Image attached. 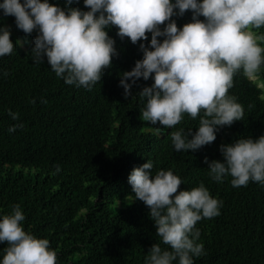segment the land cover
<instances>
[{"label": "trees", "instance_id": "1", "mask_svg": "<svg viewBox=\"0 0 264 264\" xmlns=\"http://www.w3.org/2000/svg\"><path fill=\"white\" fill-rule=\"evenodd\" d=\"M50 2L87 10L83 0ZM191 18L190 10L173 17L180 27ZM6 19L17 28L15 17L0 9V27ZM253 30L264 36V26ZM108 33L118 54L91 89L66 84L47 57L36 63L35 36L0 57V215L20 204L25 230L50 241L56 264H144L153 243L167 247L150 209L133 199L128 183L130 171L149 159L153 172L171 169L181 178L178 191L203 183L222 201L220 215L196 224L205 252L194 264H264V185L233 187L230 176L215 182L205 161L223 159L222 143L264 134V64L256 73L263 87L242 73L233 78L229 95L241 105L243 119L220 127L212 143L177 152L171 132H194L199 117L185 114L173 128L143 121L145 101L137 92L153 81L141 78L128 97L119 83L122 72L143 58L140 42L122 40L115 26ZM258 43L264 47V41ZM12 125L22 127L9 132ZM6 246L0 242V251Z\"/></svg>", "mask_w": 264, "mask_h": 264}, {"label": "clouds", "instance_id": "2", "mask_svg": "<svg viewBox=\"0 0 264 264\" xmlns=\"http://www.w3.org/2000/svg\"><path fill=\"white\" fill-rule=\"evenodd\" d=\"M71 3L67 0L68 5ZM83 3L87 10L61 7L50 0H0V9L4 16H14L17 28L24 33L37 32L31 49L36 63L47 57L51 69L66 84L85 89L101 81L104 70L111 67L112 58L118 54L108 29L115 26L122 40L127 37L133 44L140 42L143 58L137 59L131 70L122 72L119 83L128 97L141 78L153 81L137 92L145 101L140 118L151 125L173 128L185 114L192 119L199 117L194 132L192 128L171 132L177 152L210 144L220 127L243 119V109L229 95V89L238 73L256 80L264 64V47L258 43L264 36L253 30L264 26V0ZM189 10L191 20L178 26L173 17ZM14 49L11 31L0 27V57L12 54ZM9 115L18 119L17 113L10 111ZM17 127L22 125H12L8 131L14 132ZM219 150L223 159L208 161L205 157L213 181L223 182L230 176L233 187L247 186L250 181L264 185V134L238 137L222 143ZM153 168V162L147 159L128 175L133 199L148 206L156 234L167 246L153 243L144 264H194V258L205 252L196 224L220 215L222 201L203 183L178 191L182 183L178 175L171 169L153 172ZM23 221L20 204L0 215V242H7L0 251V264H56L57 254L50 241L26 231Z\"/></svg>", "mask_w": 264, "mask_h": 264}, {"label": "rangeland", "instance_id": "3", "mask_svg": "<svg viewBox=\"0 0 264 264\" xmlns=\"http://www.w3.org/2000/svg\"><path fill=\"white\" fill-rule=\"evenodd\" d=\"M4 27L9 28V30L11 31V36H12V40H13L14 44L18 43L21 46H24L28 41L31 40V38L33 36L37 35L36 31H33V33H31V34H26L23 32V30L12 27L8 19L5 20ZM258 77H259V75H255L254 79L261 82V80H259ZM262 97L264 98V93L262 94Z\"/></svg>", "mask_w": 264, "mask_h": 264}, {"label": "bare ground", "instance_id": "4", "mask_svg": "<svg viewBox=\"0 0 264 264\" xmlns=\"http://www.w3.org/2000/svg\"><path fill=\"white\" fill-rule=\"evenodd\" d=\"M131 98V97H130Z\"/></svg>", "mask_w": 264, "mask_h": 264}]
</instances>
